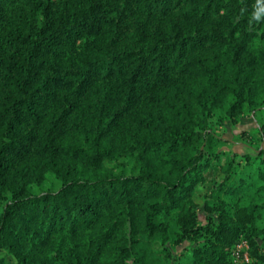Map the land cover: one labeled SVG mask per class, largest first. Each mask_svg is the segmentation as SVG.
<instances>
[{
	"label": "trees",
	"instance_id": "trees-1",
	"mask_svg": "<svg viewBox=\"0 0 264 264\" xmlns=\"http://www.w3.org/2000/svg\"><path fill=\"white\" fill-rule=\"evenodd\" d=\"M241 241L262 264L264 0H0V264H237Z\"/></svg>",
	"mask_w": 264,
	"mask_h": 264
},
{
	"label": "rangeland",
	"instance_id": "rangeland-1",
	"mask_svg": "<svg viewBox=\"0 0 264 264\" xmlns=\"http://www.w3.org/2000/svg\"><path fill=\"white\" fill-rule=\"evenodd\" d=\"M255 127V123L253 119L249 116L248 113H244V116L241 117L236 123L227 122L220 128V132L222 136L227 139V142L223 146L226 150H232L238 153H242L246 150L244 143H249L247 136L242 134L246 132L251 137L255 135V131L253 130ZM246 137V138H245ZM254 139V138H253ZM245 141V142H244ZM43 188H55L56 181L53 177H48L42 185ZM199 220L204 221V214L203 212L199 213ZM245 241H241L239 244L236 245V250L241 251V255L237 260V264H251L249 256L247 254L248 245ZM244 243V244H243ZM186 243H180L177 245L171 244V249L175 252L181 250ZM246 254V257L244 256ZM8 264H14L12 259L8 260ZM264 264V262L262 263Z\"/></svg>",
	"mask_w": 264,
	"mask_h": 264
},
{
	"label": "clouds",
	"instance_id": "clouds-1",
	"mask_svg": "<svg viewBox=\"0 0 264 264\" xmlns=\"http://www.w3.org/2000/svg\"><path fill=\"white\" fill-rule=\"evenodd\" d=\"M257 2L259 3V0H257ZM252 18L255 20H259L260 19V10H255L252 12Z\"/></svg>",
	"mask_w": 264,
	"mask_h": 264
},
{
	"label": "built area",
	"instance_id": "built-area-1",
	"mask_svg": "<svg viewBox=\"0 0 264 264\" xmlns=\"http://www.w3.org/2000/svg\"><path fill=\"white\" fill-rule=\"evenodd\" d=\"M244 243H245V242H244ZM244 243H243V244H244ZM244 256L246 257V254H244Z\"/></svg>",
	"mask_w": 264,
	"mask_h": 264
}]
</instances>
